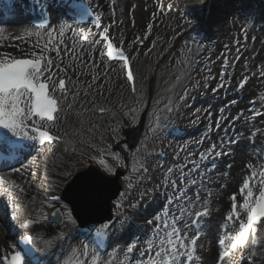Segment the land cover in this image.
Listing matches in <instances>:
<instances>
[{
	"label": "bare ground",
	"instance_id": "1",
	"mask_svg": "<svg viewBox=\"0 0 264 264\" xmlns=\"http://www.w3.org/2000/svg\"><path fill=\"white\" fill-rule=\"evenodd\" d=\"M92 1L93 4L97 5L98 10L104 13L105 19H110L116 25V30H113V33L118 38L121 37L120 39L123 38L126 41L125 47L132 57L131 62L137 74V83L139 86L141 85V90L137 91L135 98L127 96L132 100V103L127 102L125 96L121 97L119 95L124 90L123 81L119 77V68L117 64L107 65L103 62L98 45L94 44L82 49L80 54L77 53V48L80 46L75 36H73L74 28L61 15L58 6L53 0H43L39 4H36L34 0H11V8H9L8 0H0V23L4 24L0 27V54L6 53L12 57L28 56L33 52L40 53L43 50L42 54L45 57H51L53 61L51 70L56 68L59 63L67 66L73 78H79L81 81L80 86L71 82L72 89L79 94L78 99L73 105L70 103L64 108L66 120L62 119L64 122L61 127L62 131L66 133L70 141L77 142L89 139L91 137L90 130L92 129L102 139V143L107 144L112 140L114 142V136L111 134V129L108 125L104 121L99 122L98 118L100 117L97 115L90 114L91 106L95 103L106 105L110 109L109 115L111 119H121L125 127L141 126V138L146 144V149L143 151L141 159L133 158L132 155L130 157L127 154V159L123 163L117 156H102L99 152L95 154L98 161H104L103 165L99 163L101 166L106 168H124L125 173L127 172L124 177H128V179L125 180L123 178V183L128 188L127 198L125 199L130 201L127 209L133 212V219L140 222L147 229L140 236L141 247L149 236L154 235L152 232L154 225H149L148 221L152 220L167 204L168 196L186 193L184 199L178 202L179 205H183L185 199L195 200L196 194L199 193L200 204L193 209V217L195 211L202 210L200 205H203L205 200L208 201L210 212L208 217L201 220V237L196 243L195 252L198 259H194L190 264H216L222 251L218 240L227 238L222 225L225 223L226 214L231 210L233 193L237 195L236 204L239 206L243 202V196L240 194L239 189L245 177L250 176L253 171L256 174L259 171H264V21L259 19L248 24L251 36L243 45V56L245 57L242 56V61L238 62V64L235 62L237 66H231L230 73L227 71L225 74V77L228 78L227 82L225 81L226 84H229L228 88H218L223 81L217 79L218 85L214 89L218 90L212 93L215 96L213 100H209L206 104L201 103L204 100L195 101V108L200 103L201 107H203L199 108L201 114L199 115L195 131V134L199 136V143H197V148L194 149L196 158H201L200 154L206 153L212 144L219 145L222 139L226 141L229 137L241 140L239 144L234 145L232 148L234 156L229 158L221 156L219 160L216 159L215 169L211 168V160H201L205 161V165L210 166V175H197L186 180L182 179V181L177 183V188L171 186V181L174 178L167 177L168 183L165 184L166 177L160 178L158 175H154L151 180L140 185V183L130 182L128 172L142 165L147 153L157 147L158 141L165 137L161 124L168 120L167 115L164 117L162 113V115H158L155 118L153 125H150L147 118L148 113L152 109L165 112V106L167 105L172 108L171 113L169 112L168 114L172 115L173 122L182 121L184 117L180 116L178 112L175 113L174 110L175 108H184L186 100L188 99V103L194 98L190 92V84L193 83L195 78L204 80H209L210 78L207 75L208 71L204 72L201 70L204 58L203 49L194 41V33L190 32L183 34L178 39L177 45L167 52L169 43L167 37L169 33L165 34V39L159 44L150 42L145 52L134 45L132 36L145 26L149 17L152 19V22L149 23L151 27L156 29L162 25L160 18L166 15V11H161L159 7L160 0L155 3L156 12L152 6L143 10H138V8L137 11L133 10L131 7L133 0ZM175 1L181 3L183 0ZM134 5L136 6L135 3ZM44 8L53 15V24L49 29L37 32L17 24L19 17L35 15L34 13L43 11ZM193 9L191 5L187 8V10L194 13ZM148 12H150V16ZM172 16L170 22L173 25L172 27H175L176 16ZM187 19L185 18V23L188 22L186 21ZM61 23L65 25L63 35H60L59 32ZM52 29H56V31H51ZM50 31L53 45L50 46L49 44L48 49H45V44H48L50 40ZM29 32L32 35L29 36L27 34ZM36 33L40 34L39 37ZM147 40H150V36L147 37ZM57 48H59V53L56 51ZM19 50L30 51V53L22 55ZM74 53L81 58L78 64L70 59ZM174 59L177 62L176 66L172 64ZM54 72H58V70L54 69ZM216 76L217 74L215 73L214 77L216 78ZM245 79L246 84L239 93L232 88L231 85L235 80H240L241 82ZM182 96L184 99H181ZM233 101L235 103H232ZM124 109H133L134 113L130 111L125 113ZM158 118L161 120L159 121ZM217 120L220 121L219 127H217ZM32 160L33 164L29 171L25 169L23 170L25 173H21V177H23L24 182L26 181L27 186L24 187L26 195L20 197L22 200H27L30 196L37 194L38 199L46 203L45 192L47 190L56 189L60 190V192L63 191L70 179V176H65L64 174L72 172L71 170L74 166L77 167L75 171L83 167L81 163L73 166L66 152L63 153L61 150L53 151L49 155H43L41 159ZM83 162H87V160L83 159ZM36 164L37 166L35 167L34 165ZM249 164L252 165L251 169L247 167ZM41 168H44V176H41ZM67 170L70 171L67 172ZM9 175L10 178H13L18 173H10ZM40 177L42 181L36 185ZM179 177V174H175L176 181ZM191 180L196 181L194 186L190 183ZM253 181H250L251 187ZM129 184L132 185L131 188L128 187ZM148 192L155 193V199L148 197ZM209 192L211 196L208 195ZM6 193H9L7 189L4 192L0 191V208L3 205V199L6 198ZM16 196L19 197L20 195L18 193L15 194V201L20 203ZM117 199L110 204L111 209L116 212L120 209V206L118 209L115 205ZM5 201H7V198ZM22 205H25V203H22ZM50 206L56 207L57 204L53 203ZM64 206H61V210H64L63 214L65 216ZM20 207V218L14 224L0 220V257H4L12 237L19 231H35V240L40 247H45L42 243L44 238L48 240L54 235L59 236V233L63 232L67 239L58 240L53 247L45 252L50 256L55 248L61 249L63 250V257L56 260L55 250L50 264H62V261L72 255V248L74 247L79 251V258L85 264H91V255L84 256L82 250V244L87 242L76 241L71 244L68 242V233L73 225L62 221L60 226H54L47 220L48 211L35 213L27 209L26 206ZM172 209L169 213V219L172 215H179L177 203L173 204ZM191 218L186 216L185 220L191 224ZM120 219H125V217L119 214L118 221ZM235 221L236 219L234 218L230 222L226 230L228 235ZM21 224L26 225V227L19 228ZM177 227L181 229V235H183L184 231H188L189 239L196 234L195 227L190 226L185 229L183 221L179 222ZM120 245L123 246L125 244L122 241ZM120 249L117 248L111 254L105 256L103 258L105 264H121V261L126 258ZM89 250L90 252L92 250L90 246ZM256 253L253 256L252 249L245 252L244 256H241L245 258L246 262L244 264H264V245L261 247L259 245L256 248ZM133 257L132 264H135L136 259H139L138 249L135 250ZM0 264H5V262L0 260ZM185 264H189V262L185 261Z\"/></svg>",
	"mask_w": 264,
	"mask_h": 264
},
{
	"label": "snow or ice",
	"instance_id": "2",
	"mask_svg": "<svg viewBox=\"0 0 264 264\" xmlns=\"http://www.w3.org/2000/svg\"><path fill=\"white\" fill-rule=\"evenodd\" d=\"M8 4L9 8H11V0H8ZM71 7L78 10L80 19L91 15L89 7L83 3H73ZM43 11L46 12L47 9L44 8ZM51 31H56V29H52ZM51 31L49 32V44L51 43ZM59 32L60 35H63L65 32V25L62 23L59 27ZM27 34L29 36L32 35L31 32ZM36 35L39 37L40 34L36 33ZM83 38L87 39V37ZM44 47L48 49L49 45L45 44ZM42 51L40 53L33 52L31 54L33 58H16L10 56V54H0V163H4L6 166L9 161L16 160L21 151L26 147L23 143L24 141L38 140L43 144L60 139L58 136L50 135L47 130H42V126H37L36 122L32 119L33 117H38L41 121L53 122L55 119L54 113L59 111L58 101L54 97V93L59 91L62 95H66L67 92L63 78L59 79L58 85L53 83L49 86L48 81L53 80L51 73L53 61L51 57H45ZM56 51L59 53V48ZM108 55H112L111 45H109ZM124 59L127 60V57H124ZM57 67L59 66L57 65ZM60 71L63 72L64 69H60ZM223 75L225 73L221 71V76ZM127 78L129 81H133L134 79L130 68ZM245 84L246 79L240 82L238 88L243 89ZM49 87H51V91H49ZM205 87H207V83H205ZM223 87H225L223 83L218 86V88ZM217 90L213 89V92ZM133 91H136L135 87H133ZM181 99H184V97L182 96ZM232 103H235V101ZM165 108L167 112L172 111V108L167 105ZM100 111L104 110L100 109ZM30 120L32 121L31 124H29ZM216 123L217 127H219L220 121L217 120ZM240 142L239 138L229 137L226 141L222 139L219 145L212 144L206 153H201V160H211V168L215 169V160L221 156L231 155L233 146ZM99 163L103 165L104 161L100 160ZM247 167L251 169L252 165L249 164ZM13 171L19 172L20 169H13ZM107 171L113 175L115 174L112 168H107ZM171 172L172 170L169 169V173ZM64 175L73 176L71 172ZM255 177L256 173L254 171L250 176L245 177L239 189L240 194L243 196V202L239 206L236 204V193H233L231 197V210L226 214L225 223L222 225L227 239L220 238L218 240L223 249L220 252L218 264H223L225 257H228L230 253L244 248H251L252 255L255 256L257 254V246L260 245L261 241H264V227H257L262 219H264V172L260 174V190L258 195H254L253 189L250 186V181L255 180ZM124 179L127 180L128 177H124ZM181 179H187V177L181 174ZM107 181L108 177L100 174L94 177L86 174L73 176L72 183L76 184L74 194L85 207L97 205L104 194ZM164 183H168L167 177ZM190 183L194 186L196 181L191 180ZM0 185H9V199H11L12 188H19V185L3 178H0ZM171 186L177 188L176 182L172 181ZM128 187L131 188L132 185L129 184ZM3 190V188H0V191ZM20 191H23V189H20ZM120 195L123 196L124 193ZM208 195L211 196V193L209 192ZM185 196L186 193L168 196L167 204L164 205L152 220L148 221L149 225H154L152 229L154 235L149 236L144 241L142 247L139 235L133 234L123 241L126 247L121 248L120 251L126 259L121 261V264H132L133 254L137 249L139 250V259H136L135 264H185V261L190 264L194 259H198L195 252L196 243L201 237V220L209 216L210 208L208 201L205 200L203 205H200L202 210L195 211L193 217V209L200 204L199 193L196 194L195 200L185 199L184 204L179 205L178 202L184 199ZM150 198L155 199V197ZM51 199L53 201H60V197L56 195H53ZM174 203H177L179 215H172L169 219V213L173 210L172 206ZM64 207L65 216L63 217V222L78 228L79 217L74 214L72 208H69L67 205ZM241 211L246 213V221L240 220ZM15 212L16 209L13 208L11 217L13 220L16 219ZM55 215H59V212L57 211ZM186 216L192 217L191 224L185 220ZM234 218L240 221L239 227L234 234L228 235L226 230ZM181 221L184 222L185 229H188L190 226L195 227L196 234L191 239L188 238V231H184L183 235H181V229L177 227V224ZM115 223V218L105 219L99 221L98 226L94 230L89 229L88 237L91 238L93 248L90 252L89 244L83 243L82 250L84 256L91 255V264H105L103 253L107 251L110 243H117V241L111 240L112 233L109 231ZM120 226L122 229L124 228L123 222H121ZM25 227L26 225L24 224L19 225V228ZM18 239L29 247H25L23 254L20 251H15L11 254L10 258L8 256L0 257V260H3L5 264H25V256L30 258L33 264H42L34 255V252L43 254L53 247L58 240L67 239V236L63 232L59 233V236L54 235L51 239L42 242L45 247H37L34 243V238L30 235H22ZM12 247L15 248L16 246L12 245ZM62 264H85V262L79 258V251L74 247L72 248V255L62 261Z\"/></svg>",
	"mask_w": 264,
	"mask_h": 264
},
{
	"label": "rangeland",
	"instance_id": "3",
	"mask_svg": "<svg viewBox=\"0 0 264 264\" xmlns=\"http://www.w3.org/2000/svg\"><path fill=\"white\" fill-rule=\"evenodd\" d=\"M136 4V6L134 5ZM156 0H133V3L131 5L133 10L137 11L139 9H147V7L152 6L153 10L156 12ZM193 7L196 11V13H200L201 18H215L220 17L218 20H216L212 26L210 25V31L212 30V34H208L206 36V40L199 45L200 48L203 49L204 58L202 60L201 70L208 71V69L212 70V73H207L209 75V80L199 79L195 78L193 83L190 85V92L194 96L192 101L188 102V99L186 100V104L184 105V108L177 109L175 108V113L178 112V114L184 118H182V121L180 122L182 126L187 127L189 129L193 128L194 124L198 123L199 115L200 113V107L201 103L206 104V102H209V100H213L214 94L213 89L218 85L217 79L223 81V84L225 85V88H228L229 84H226L227 79L224 75L221 76V71H224L226 73V70L224 68L225 61H229L230 64L234 67L237 66L238 62H241L243 57V45L246 43L248 39H250L251 33L249 32L248 24L250 22L258 21L259 19L261 21H264V1L263 0H192ZM163 9V5H162ZM150 12H148V15ZM162 20V18H160ZM179 21V18L177 19ZM152 22V19L149 17L146 21V24L143 28L138 30L134 33L132 36V41L137 37H143L146 34V30L149 26V23ZM157 26V23H156ZM187 25L180 24L179 29L174 30L172 27H170L169 23H163L161 26L158 27L157 32H166L169 33V40L171 42L172 38L174 36H181L183 33L186 32ZM168 31V32H167ZM194 41H196V34L193 35ZM169 42V44H170ZM168 44V45H169ZM21 50H19L20 52ZM142 51H146V48H143ZM30 51L25 52L21 51V53H29ZM243 56V57H242ZM235 62L237 63L235 65ZM173 65L176 66L177 62L174 59L172 62ZM217 69V70H216ZM216 70V72H215ZM217 74L216 78L214 77V74ZM230 73V72H229ZM195 74V73H194ZM217 81V82H215ZM226 81V82H225ZM205 83H207V87H205ZM240 84V80H235L233 84L231 85L233 89H235L236 85ZM127 87H124V90L119 93L121 97L125 96L126 101L129 103H132L131 99L127 97L128 92L126 90ZM212 95V96H211ZM201 102L197 107L195 108V101ZM203 108V107H201ZM125 113L126 111H130L131 113L134 111L133 109L128 110L124 109ZM166 111V110H165ZM134 113V112H133ZM163 111H157L152 109L150 113H148V120L150 125H153L155 118L158 117V115H162ZM159 119V118H158ZM161 119H159L160 121ZM145 121V119H144ZM123 126L124 123H122ZM162 128H163V124ZM136 128H141V126H135ZM151 128V127H150ZM149 130V128H148ZM93 132V130H91ZM111 134H115L113 131H111ZM163 134L164 138H161L158 141L157 147H155L151 152L147 153L146 155V161L139 167L135 168V171L130 170L128 172L130 182L132 181L131 175L133 173H139L140 177L142 178V182H138L140 184H143L145 181H148L147 179L143 178L141 175V171L143 167H149L153 175H158L160 178L163 177H171L174 178L173 181L176 182V185L178 182L182 181L181 174H183L185 177L191 178L193 176H205L210 175L211 170L209 165H205V161H201V158H196V151L194 150L197 148V143H199V136L197 134L190 135L189 137L183 139V140H177L170 138L167 133L164 132L163 128ZM93 138L96 137V133H92ZM144 136L145 133H143ZM142 135L140 138L136 141L135 148L133 150L129 149L126 144L124 143V139L118 137L115 135L114 143H111L113 145H119L122 150V160L127 159V154L129 156L132 155L133 151H139L140 154L143 155V151L146 149V144L142 141ZM95 139V138H94ZM113 141V140H112ZM89 140L86 144L90 143ZM90 146V145H89ZM92 148L95 150H98V152H101V146H102V139H98L96 142L94 141L91 145ZM103 149V148H102ZM158 150H164L168 157V162H158L154 159L153 154ZM102 153L104 154V151L102 150ZM68 155L70 157L71 163H76L79 165L80 163L83 164L82 169L84 170L88 166V164H94L97 165V169L104 173L107 176H113L112 173H109L103 166L98 164L96 160H92L89 158L84 157L82 154L80 155L77 151H71L68 152ZM82 158L87 159L88 163H82ZM77 167H73V172L75 171ZM169 169L172 170L171 173H169ZM199 169V171H197ZM114 172L118 171L120 172L119 180L124 178L125 171L124 169L114 168ZM70 170H67L69 172ZM175 174H179V178H177V181L175 180ZM186 180V179H185ZM133 182V181H132ZM172 182V181H171ZM122 183V191L127 190V188L124 186L123 181ZM183 183V182H182ZM124 186V187H123ZM127 192V191H126ZM150 194V193H149ZM148 194V196H149ZM151 196H153V193H151ZM243 201V200H242ZM112 214H114L113 211H111ZM243 213V211H241ZM234 225V224H233ZM125 248V247H124Z\"/></svg>",
	"mask_w": 264,
	"mask_h": 264
},
{
	"label": "water",
	"instance_id": "4",
	"mask_svg": "<svg viewBox=\"0 0 264 264\" xmlns=\"http://www.w3.org/2000/svg\"><path fill=\"white\" fill-rule=\"evenodd\" d=\"M97 174L93 173L91 176H96ZM103 183V182H102ZM116 187V180H108L105 185V191L103 196L100 198L99 202L97 205L86 207L87 210L94 209V208H102L103 209V216L104 217H109L108 216V203L109 201L115 197L117 190H115ZM83 205V204H82ZM97 218V217H91L89 218ZM88 219V218H87Z\"/></svg>",
	"mask_w": 264,
	"mask_h": 264
}]
</instances>
